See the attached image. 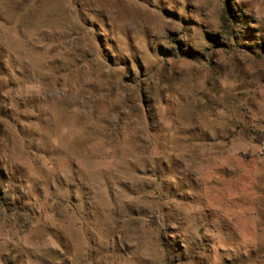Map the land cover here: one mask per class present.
<instances>
[{
    "label": "rangeland",
    "instance_id": "obj_1",
    "mask_svg": "<svg viewBox=\"0 0 264 264\" xmlns=\"http://www.w3.org/2000/svg\"><path fill=\"white\" fill-rule=\"evenodd\" d=\"M0 264H264V0H0Z\"/></svg>",
    "mask_w": 264,
    "mask_h": 264
},
{
    "label": "trees",
    "instance_id": "obj_2",
    "mask_svg": "<svg viewBox=\"0 0 264 264\" xmlns=\"http://www.w3.org/2000/svg\"><path fill=\"white\" fill-rule=\"evenodd\" d=\"M232 17H233V14H232L231 7L228 6V5H226V7L223 10L221 19H220L222 28L224 30L225 29H227V30H230L231 29V26H232Z\"/></svg>",
    "mask_w": 264,
    "mask_h": 264
}]
</instances>
